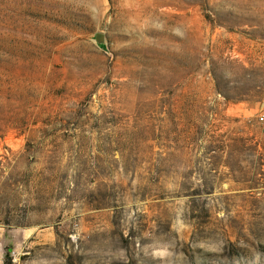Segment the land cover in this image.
I'll use <instances>...</instances> for the list:
<instances>
[{
    "label": "rangeland",
    "instance_id": "374dc122",
    "mask_svg": "<svg viewBox=\"0 0 264 264\" xmlns=\"http://www.w3.org/2000/svg\"><path fill=\"white\" fill-rule=\"evenodd\" d=\"M0 264H264V0H0Z\"/></svg>",
    "mask_w": 264,
    "mask_h": 264
},
{
    "label": "water",
    "instance_id": "95a60500",
    "mask_svg": "<svg viewBox=\"0 0 264 264\" xmlns=\"http://www.w3.org/2000/svg\"><path fill=\"white\" fill-rule=\"evenodd\" d=\"M93 40L96 44H101V36L100 35H93Z\"/></svg>",
    "mask_w": 264,
    "mask_h": 264
},
{
    "label": "built area",
    "instance_id": "2783aa9c",
    "mask_svg": "<svg viewBox=\"0 0 264 264\" xmlns=\"http://www.w3.org/2000/svg\"><path fill=\"white\" fill-rule=\"evenodd\" d=\"M261 119H262L261 116H258V117H257V120H258V121H261Z\"/></svg>",
    "mask_w": 264,
    "mask_h": 264
},
{
    "label": "trees",
    "instance_id": "16d2710c",
    "mask_svg": "<svg viewBox=\"0 0 264 264\" xmlns=\"http://www.w3.org/2000/svg\"><path fill=\"white\" fill-rule=\"evenodd\" d=\"M4 255H6V253Z\"/></svg>",
    "mask_w": 264,
    "mask_h": 264
}]
</instances>
